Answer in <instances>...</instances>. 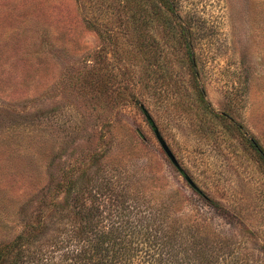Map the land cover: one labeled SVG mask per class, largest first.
I'll return each instance as SVG.
<instances>
[{
	"label": "rangeland",
	"instance_id": "obj_1",
	"mask_svg": "<svg viewBox=\"0 0 264 264\" xmlns=\"http://www.w3.org/2000/svg\"><path fill=\"white\" fill-rule=\"evenodd\" d=\"M172 3L0 0V244L60 264L77 196L192 264H264V0Z\"/></svg>",
	"mask_w": 264,
	"mask_h": 264
},
{
	"label": "trees",
	"instance_id": "obj_2",
	"mask_svg": "<svg viewBox=\"0 0 264 264\" xmlns=\"http://www.w3.org/2000/svg\"><path fill=\"white\" fill-rule=\"evenodd\" d=\"M162 2L166 11L174 16L172 0ZM248 144L264 163V152L260 146L253 140H249ZM75 185L73 180H69L59 188L64 189L63 193L69 199ZM193 190L211 203L212 207L222 210L217 202L210 200L203 192L195 188ZM80 200L77 196L74 197L72 206L74 205L75 210L72 212L75 225L71 226L70 232L65 233L64 239L59 242L61 248L67 246L61 255L60 264L66 263L65 261H69L67 264H192V259L200 255L198 251L191 252L186 246L181 252V248L176 246L173 232L161 229L158 223L153 226L151 220L134 224L127 219L124 220L123 214L118 212L115 220L109 219V223L103 224L106 218L102 216L97 200L96 204L91 202L90 205H85ZM32 227V231L36 233L38 227L36 225ZM143 237L144 241L140 239ZM28 239L27 236L18 235L12 241L0 244V264H22L25 259L29 260L27 264H33L31 260L35 259L37 254L28 249L30 245ZM179 254L184 256L178 258ZM223 264L240 263L238 258H233Z\"/></svg>",
	"mask_w": 264,
	"mask_h": 264
},
{
	"label": "water",
	"instance_id": "obj_3",
	"mask_svg": "<svg viewBox=\"0 0 264 264\" xmlns=\"http://www.w3.org/2000/svg\"><path fill=\"white\" fill-rule=\"evenodd\" d=\"M156 138L158 140V142L161 145V148L163 149V151L165 152L166 156L168 157V159L170 160V162L176 167L178 168V164L173 156V154L171 153V151L168 149V147L165 145V143L162 141V139L159 137L158 133L156 131H154Z\"/></svg>",
	"mask_w": 264,
	"mask_h": 264
}]
</instances>
